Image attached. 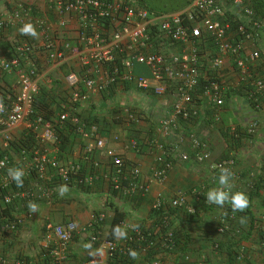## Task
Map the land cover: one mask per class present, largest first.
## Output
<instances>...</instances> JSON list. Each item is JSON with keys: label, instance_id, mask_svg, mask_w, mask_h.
I'll use <instances>...</instances> for the list:
<instances>
[{"label": "built area", "instance_id": "obj_1", "mask_svg": "<svg viewBox=\"0 0 264 264\" xmlns=\"http://www.w3.org/2000/svg\"><path fill=\"white\" fill-rule=\"evenodd\" d=\"M43 2L54 20H46L27 4L0 12V31L19 30L25 23H33L42 40L36 44L19 32L9 58L0 63V98L4 105L0 111V238L15 237L31 220L29 201L39 208L52 207L63 200L57 191L60 185H67L69 190L90 188L101 180L97 154L104 153L106 140L100 136L98 124L86 123L82 107L94 94L111 95L121 83H134L137 90H150L156 98L171 97V111L159 121V128L164 138L178 135V140L156 158L147 178H143L140 165L131 166L121 155H112L105 177L114 192L128 199L146 196L151 184L167 178L174 164L172 156L178 155L183 162L190 160V152L183 149L186 143L198 163H210L215 182L221 167L231 169L232 191H238L233 185L240 178L236 159L211 162L207 145L194 133L184 134L181 125L198 118L206 103L211 106L214 121L222 122L223 109L241 93L255 113L263 110L264 77L259 66L264 56V21L248 0H189L181 11L163 14L132 0ZM70 20L75 22V39L66 30ZM38 51L45 53L53 69L68 70L64 83L50 75L43 77L37 65ZM76 62L81 70L73 69ZM137 65L146 68L149 75H135ZM9 76L12 80L7 81ZM45 78L47 86L42 85ZM45 87L54 95L44 97ZM40 99L46 100L44 105L51 110L48 115L39 110ZM140 121L137 113H127L128 124ZM259 127L258 117H253L245 133L253 136ZM69 130L82 139L77 143L79 161L67 162L60 156ZM226 131L233 140L239 139L237 127L230 126ZM148 145L159 146L155 140ZM132 148L139 150L140 144L132 141ZM17 167L25 172L20 188L7 171ZM205 192L204 188L193 189L190 196L158 198L151 208L159 215L155 225L139 226L138 231L129 229L126 240L111 241L103 235L107 221L104 212L82 227L72 220L47 222L43 226L41 264L66 263L71 258L72 243L82 236L102 254L90 255L81 264H105L103 256L106 264H165L156 258V251L170 253L179 244L170 224L171 212L186 207L189 215H195L196 209L187 205L188 198L199 202ZM234 217L232 211L224 215L218 232L229 231ZM129 249L138 251L139 259H130ZM0 264L29 262L18 256L11 263L0 251ZM185 264H191L189 256H185Z\"/></svg>", "mask_w": 264, "mask_h": 264}, {"label": "crops", "instance_id": "obj_2", "mask_svg": "<svg viewBox=\"0 0 264 264\" xmlns=\"http://www.w3.org/2000/svg\"><path fill=\"white\" fill-rule=\"evenodd\" d=\"M12 2L17 3L14 0H3V13L12 8ZM19 4L31 5L41 17L48 21L54 20L43 0H18L17 5ZM0 10H2L1 3ZM66 30L69 31V37L76 38L75 22L70 20V26ZM18 34L19 30L14 29L0 31V63L9 58L15 41L14 37ZM2 36H8V39ZM29 39L36 44L42 42L40 37L38 40L31 37ZM262 51L264 53V46ZM36 55L37 65L43 77L50 75L54 79H59L58 83H64L68 70L65 67L61 69L50 67L42 51H38ZM73 69L81 70L80 63H74ZM259 73L264 77V56L259 66ZM135 75L148 76L149 73L146 68L137 65ZM47 79L43 80V86H47ZM47 91H49L48 87H45L44 92L48 96L54 95ZM56 100L59 101L58 98ZM171 106V97L156 98L150 90H137L134 83H121L111 95L94 94L91 101L82 107V115L87 124L99 125L100 136L106 140L104 153L97 154L102 165L99 170L101 180L90 188L69 190L63 196V200L54 206L42 207L39 208L38 213H32L31 220L15 237L0 238V251H3L9 261L15 262L20 256L25 257L29 264L42 263V234L43 226L47 222L61 224L72 220L82 227L95 215L104 212L107 214V221L102 232L107 238L115 217V209L124 215V223L151 228L155 225L151 208L158 198L170 200L178 194L189 195L193 189L204 188L206 189L204 203H197L193 197H189L187 201L188 206L196 209V215H189L184 207L172 218V224L175 227L173 228L177 231L185 230L190 236L191 242L187 251L182 253L183 244L181 243L174 252L160 254L156 258L165 264H185V256H189L192 264H264V105L262 111L255 113L245 101L244 96H238L232 104H228L223 109L222 122L217 123L211 116L210 104L206 103L198 118L181 125V131L184 134L194 133L207 145V150L211 153V162L229 157L236 159V169L240 178L233 182L234 188L246 193L248 197L252 196L250 210L255 217L256 226L250 235L251 219L242 213L234 219L230 231H227L225 235H219L217 232L221 224L219 216L223 208L207 204L206 199V193L211 188L219 187L218 180L215 182L211 178L208 168L210 163L197 162L196 154L190 150L188 143L183 149L190 152V160L183 162L178 155L172 156L174 164L167 178L161 183L151 184L149 193L144 197L128 199L114 192L106 181L105 176L109 173L112 155H121L131 166L140 165L143 178L149 177L151 169L156 165V158L163 154L164 149L167 150L178 140V135L164 138L159 128V121L169 115ZM46 107L42 104L39 110L48 115L51 110ZM128 112L137 113L141 121L136 125L128 124L126 122ZM253 117H258L260 127L252 136L245 133V127ZM230 126L239 129V139L233 140L227 133L226 129ZM116 136L119 137L118 140L115 139ZM150 140H155L159 146L150 148L148 145ZM80 141L82 139L75 131H67L63 154L60 156L67 162L79 161L77 143ZM132 141L140 144L139 150L132 148ZM255 186L259 189L257 195ZM241 216L247 217L245 225L239 222ZM245 237L249 239L236 246L238 240L241 241ZM215 241L224 243L223 248L219 246L217 249L214 245L211 248ZM85 244H88L86 237L77 238L71 245V258L64 264H81L87 259L90 255L89 250L84 247ZM103 262L107 263L105 256H103Z\"/></svg>", "mask_w": 264, "mask_h": 264}, {"label": "clouds", "instance_id": "obj_3", "mask_svg": "<svg viewBox=\"0 0 264 264\" xmlns=\"http://www.w3.org/2000/svg\"><path fill=\"white\" fill-rule=\"evenodd\" d=\"M19 32L23 36H28L33 39L38 40L40 33L37 31L36 26L33 23H25L20 29ZM4 108L3 99L0 98V111ZM3 162H0L2 166ZM8 176L15 182L18 188L24 186L23 177L25 172L22 168H8ZM234 178V173L231 169L227 167L220 168V175L218 178L219 187L211 188L206 193L207 204L215 205L219 208H224L225 205H229L233 213H244L250 206V200L246 193L241 191H232V180ZM58 194L63 197L69 191L67 185H60L57 189ZM27 208L31 213L39 212V205L35 202L29 201ZM241 225L247 223V217L241 216L239 220ZM129 229L132 231H138V224H125L124 226L117 225L113 228L112 234L117 240H126L128 238ZM85 249L89 250V255L96 256L101 255L102 250H93L91 244H85ZM128 255L130 259L137 260L139 259V252L135 249H129Z\"/></svg>", "mask_w": 264, "mask_h": 264}, {"label": "trees", "instance_id": "obj_4", "mask_svg": "<svg viewBox=\"0 0 264 264\" xmlns=\"http://www.w3.org/2000/svg\"><path fill=\"white\" fill-rule=\"evenodd\" d=\"M132 1H136L138 4H140L141 6H143L144 8H146V9H148L149 11H151V12H156V13H174V12H177V11H180V10H182V9H184L185 7H187L188 6V4H189V0H163V1H165L166 3H169V7H166L165 9H160V10H158L159 9V7H161L160 6V2L159 1H162V0H132ZM248 2H249V5L251 6V8L255 11V13H256V15H257V17L259 18V19H261V20H263L264 21V0H248ZM242 95V93L239 95V96H241ZM46 96H48L46 93H44V97H46ZM52 99V98H51ZM52 100H54V99H52ZM39 102H40V104L42 105V104H44V103H46V100L45 99H40L39 100ZM261 184V180L259 181V185ZM255 188V194L257 195L258 193H259V189H258V187L257 186H255L254 187ZM261 188V187H260ZM261 190V189H260ZM252 197V196H251ZM251 197H249L250 199L249 200H251L252 198ZM203 199L201 200V201H199V202H197V203H204L205 202V197H202ZM225 207L227 208V209H225V211H223L222 213H223V216L222 217H224V215H228L229 213H230V211H231V209H230V206L229 205H225ZM176 212L177 211H172L171 212V216H169L170 217V224H171V227L173 228L174 227V224H172L173 223V221H172V218H173V216L176 214ZM152 214H153V216H154V223L156 222V221H158V219H159V215H157V213H155V212H153L152 211ZM196 214H197V211H196ZM195 214V215H196ZM239 214H241V213H239V212H237V213H235V217H234V219L239 215ZM242 214H244V215H246V216H248V217H250V222H251V224H250V232H249V235L253 232V230L255 229V217H254V215H253V213H252V211L250 210V206H249V208L246 210V212H244V213H242ZM194 216V215H193ZM124 215L120 212V211H118L117 209H115V217H114V220H113V222H112V226H111V230H110V233H109V236L107 237L108 238V240H115L116 238L113 236V234H112V230H113V228L115 227V226H117V225H121L124 221ZM191 218H193V217H191ZM234 219L231 221V225L234 223ZM258 226H260V225H258ZM230 227H232V226H230ZM175 228V227H174ZM173 228V229H174ZM175 230V232H176V237H177V239H178V241H179V244H178V246L182 243L183 244V251H182V253H184V252H186L187 251V249H188V247H189V245H190V242H191V240H190V236H189V234H187V232L185 231V230H180V231H177L176 229H174ZM230 231V230H229ZM227 233V232H226ZM226 233H222V234H226ZM249 238L248 237H245V238H242L241 239V241L240 240H238V242L236 243V246L237 245H239V243L240 242H243L244 240H248ZM217 241V240H216ZM214 242L213 243V245H214V247H215V245H217L218 247L219 246H221V248H223V244L224 243H219V242ZM177 246V247H178ZM221 248H220V250H221ZM217 249H219V248H217ZM174 252V251H173ZM171 253V252H170ZM156 254L157 255H160V254H163V255H165V254H169V252H165L164 250H162V249H158L157 251H156ZM232 256V255H231ZM191 263V262H190ZM192 264V263H191Z\"/></svg>", "mask_w": 264, "mask_h": 264}, {"label": "rangeland", "instance_id": "obj_5", "mask_svg": "<svg viewBox=\"0 0 264 264\" xmlns=\"http://www.w3.org/2000/svg\"><path fill=\"white\" fill-rule=\"evenodd\" d=\"M12 1H13V0H12ZM14 1H17V3H18V0H14ZM19 1H20V0H19ZM159 2H160V6H161V7H159L158 10H160V9H165L166 7H169V6H168L169 3H166V2L163 1V0H162V1H159ZM17 3L12 2V5H11L12 8H10V9H8V10L10 11V10H12L14 7H16V6H17ZM21 3H22V2H21ZM1 5H2V10H0V12L3 13V1L1 2ZM5 6H6V8L8 7L6 3H5ZM180 11H181V10H180ZM177 12H179V11H177ZM174 13H175V12H174ZM7 35H8V33H7ZM2 38H6V39H8V36H7V37L2 36ZM15 38H16V37H14V40H16ZM14 42H15V41H14ZM11 78H12V77L9 76V77L7 78V81H9V79H11ZM11 80H12V79H11ZM238 191H239V190H238ZM225 209H227V208L224 207L223 209H221V215L219 216L220 219L223 218V217H222V216H223V213H224L223 211H225ZM222 212H223V213H222ZM220 223H221V222H220ZM218 224H219V222H218ZM218 224H217V226H218ZM219 226H220V225H219ZM219 226H218V227H219ZM231 226H233V225H231ZM216 231H217V230H216ZM217 232H218V231H217ZM219 235L222 236V235H224V234L219 233ZM211 248H213V243H212V245H211Z\"/></svg>", "mask_w": 264, "mask_h": 264}]
</instances>
